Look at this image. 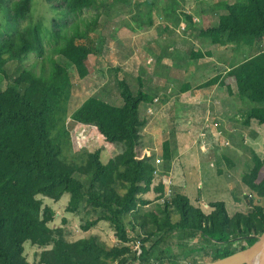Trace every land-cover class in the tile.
<instances>
[{
	"label": "trees",
	"instance_id": "16d2710c",
	"mask_svg": "<svg viewBox=\"0 0 264 264\" xmlns=\"http://www.w3.org/2000/svg\"><path fill=\"white\" fill-rule=\"evenodd\" d=\"M30 1L0 0V7H10L11 25L28 17ZM44 1L78 18L84 9L103 5L102 0ZM219 5L224 12L213 25L200 28L199 35L214 45L230 44L237 51L242 46L253 49L242 62L228 65L220 85L244 103L240 112L245 123L254 119L262 124L264 0H222ZM98 16H93L90 22L83 19V30L78 22L68 27L66 22L52 20V30L59 42L42 59V64L48 62V68L41 66L40 73L23 68L10 81L3 69L7 58L20 62L31 51L42 55L44 48L39 33L31 27L0 35V72L6 78L5 85L0 86V264H28L24 255L26 241L43 247L38 264H178L181 256L188 258V264H196L192 255L196 252L211 254L213 261L251 245L264 232V206L250 204L247 212H236L230 217L223 201L210 202L211 210L205 213L192 205L185 194L175 192L170 199L158 201L155 209L141 211V206L150 202L141 195L150 190L156 165L152 155H144L141 128L146 120L140 118L139 107L151 103L153 98L141 88L133 91L124 79L118 80L121 105L89 96L71 114L72 120L94 127L106 142L120 145L121 150L106 163L101 161L98 149L86 153L80 166L61 157L60 146L51 133L58 115L61 118V103L69 96L73 73L52 56L65 58L79 79L86 77L89 74L86 60L96 51L95 37L89 34L93 30L90 25L96 23ZM186 22L194 24L190 15ZM203 56L191 52V58ZM220 77L216 75L204 85L210 86ZM162 159L167 169L171 160L168 139L163 142ZM251 161V167L241 174V182L264 196V159L251 151ZM217 172L220 174L222 170ZM75 174L84 176V181ZM157 190L156 199L162 198L161 182ZM65 193L69 195L67 212L76 213L82 207L86 215H94L85 221L84 231L101 220L107 221L114 229L117 243L106 247L95 234L68 241L60 229L48 227L53 210L43 206L37 195L57 201ZM171 209L178 214L174 221ZM27 214L37 220L36 233ZM175 234L183 250L173 253L168 242ZM135 241L140 243L139 255L129 244ZM189 244L194 246L187 254Z\"/></svg>",
	"mask_w": 264,
	"mask_h": 264
},
{
	"label": "rangeland",
	"instance_id": "374dc122",
	"mask_svg": "<svg viewBox=\"0 0 264 264\" xmlns=\"http://www.w3.org/2000/svg\"><path fill=\"white\" fill-rule=\"evenodd\" d=\"M102 1L103 5L101 7L84 9L80 18H78L66 14L64 10L53 8L44 0H31L28 17L25 20L20 21L17 25H11L8 22L10 7H0V35L13 29L16 30L18 28L31 27L36 29L39 33L44 48V53L42 55L31 51L28 56L20 62L7 58L3 68L8 76L7 81L12 80L13 77L18 75L23 68L32 69L36 73H40L41 66L43 65L45 66V70L48 68V62L44 61L42 64V59L49 55L51 53V48L59 42L52 30V20L55 19L58 22H66L68 27L71 26L72 23L78 22L80 30H83L85 28V25H83V19L86 22H90L93 16L96 14L99 15L96 18V23L90 25L93 30L90 31L89 34L90 36L95 37L96 51L89 54L86 60V65L89 70V74L86 77L79 79L74 73L71 65L66 62L67 60L65 58L55 54L52 56V58L70 70L73 74L71 75L72 84L69 90V96L61 103V107L63 108L61 118L59 120L58 115L56 127L51 135L60 146L61 157L67 162L77 166L84 163L86 153L93 152L97 149L100 150L101 161L106 163L121 150V146L106 142L94 127L84 126L81 123L72 120V112L89 96L101 98L117 106L121 105L122 100L119 98L118 88L119 79L126 80L133 91H136L139 88H147L146 85L151 89V84L157 82L156 74L158 68L155 65L156 63H153L154 57H147L149 51L157 53L159 52L158 50H160V47L165 51L167 50L166 46L170 45L169 51H175V57H179L180 60L186 59L188 61L191 58V55L189 54L192 52L191 50L198 48V40L203 41V37H198L199 29L213 25L217 21L218 15L224 12L219 7V1L222 0ZM224 1L241 2L243 0H223V2ZM187 15L191 16V20H194L192 23L196 24V26H191L186 22ZM150 21H152V24L154 23V27L152 25L151 27L149 26ZM165 22L168 23V25H166L168 30H165V28L161 26ZM157 25H160L161 27H157ZM136 28L138 31H136ZM154 40L155 42H153ZM242 47L241 50L237 51L230 44L226 46H218L211 44L208 40V42L201 46L200 49L202 51L208 50L210 54H212L209 58L214 60L213 64L215 62L220 64L222 61V63H226L230 66L238 60H242L253 51L251 47ZM236 54L238 55L237 57ZM208 56L209 54L205 57ZM196 60L204 62L203 59ZM207 60L209 63L212 62L211 59L207 58ZM152 63L153 65H151ZM3 78L4 73L0 72V86L2 87L6 83V78ZM174 78L176 80L174 82V87L172 88L175 91L174 93H176L181 79L176 75ZM197 80H204V78H198ZM207 88L211 89L210 86ZM217 88L214 93L220 92ZM153 90H155L156 93L157 90L160 92L157 93V95H159V97L157 96L158 100L140 105V112L143 113L142 117L146 120L145 125L141 128L142 146L143 149L145 147L146 149H149L148 147L155 149H152L151 151L152 161L155 162V159L159 158L160 162L157 163V166L164 169L166 163L162 159L163 142L167 139L168 141L171 139V143L174 141L175 145L178 147V145L182 146L185 142H188V145H190L195 137H175L176 135L171 131L176 126L173 122L175 117L178 116L177 105L173 104L171 106L166 104L167 101H161L168 94H172L173 90L165 89V87L162 86H159V89ZM150 92H152V90ZM208 95L210 96V90L208 91ZM208 95L204 98L206 104L201 103L198 105L195 108V112L201 117V122L203 121V115H205L207 118L205 119L208 120L209 123L213 124L212 121L216 119L220 123L221 118L218 115H220L223 110L214 109L215 116L212 110L216 105L211 103L212 100H216L219 96L213 94L209 99ZM171 100H173V98H171ZM147 107H150V111H148ZM226 109L228 108H225V110ZM179 110L180 115L183 112L182 106ZM231 110L233 111L232 108ZM232 111L226 112H229L228 115H230L232 114ZM210 114L214 115V117H211L212 119L208 118ZM212 127H217V125H213ZM213 140L214 139H212V141ZM226 141L227 143H224ZM226 141L219 138L214 141V146L216 145L215 143L218 142V149H227L225 156H233L231 153L232 147H234V144L232 143L233 139L227 137ZM218 149L215 157V164L217 171L221 169L222 173L218 176L215 168L213 170L209 166H205L200 171L202 182L200 188L197 189L196 186H192L187 190V196L189 197L190 202L199 206L202 211L205 210L210 212V207L208 206V209L206 208V205L213 201H223L230 217L236 212L245 213L244 207L249 210L250 204L264 206L263 195L250 192L246 186L241 185V178L239 175L246 171V169L242 167L226 168V163H223L224 160H222L223 157H220L222 151ZM222 155H224V153ZM234 155L237 157L233 156L234 160L236 162L238 160L240 165L244 164L243 158L245 159V163L249 160V164L252 165L251 152L248 150L244 149V151L235 152ZM258 155H260V153H258ZM260 156H262V154ZM227 170L228 172L225 173ZM75 175L84 181V176L80 174ZM227 182L230 183V188H233L234 193L240 196L242 200L240 204L235 203L232 199L231 193L228 190ZM117 189L119 192H123V189L119 187H117ZM173 193L174 191L171 189V194L166 199H170ZM158 195L155 196V194H151L150 198H148L150 202L144 207H141V211L147 212L155 209V205L158 201H162L161 198L156 199ZM37 198L42 201L43 206L47 205L53 210V219L48 223V227L52 229H60L62 231V236L66 240L74 241L94 233V228H90L87 231L82 229L87 218H91L94 216L93 214L86 215L82 207L76 213H70L65 210L69 199L68 194H63L57 201L51 200L42 195H37ZM195 200H199L197 204ZM171 211H173L171 214L172 220H176L178 218L177 212L173 209H171ZM26 218L29 221L33 233H36L37 220L29 214L26 215ZM127 227L130 228L128 225ZM98 230V237H103V243L106 247H110L117 243V239L114 237V229L109 223L104 224V227H101V229ZM130 234L132 235L131 232ZM194 242L196 245V240H194ZM135 243L136 241L134 243L130 242L129 244L133 247ZM168 243H171L170 252L174 253L183 250L179 245L180 242H178L176 234ZM149 244L150 242L146 243L147 246ZM235 245L237 246L238 243ZM193 246L194 244H189V246H187V254L190 253L189 248ZM42 249L43 247H40L31 241H26L24 243V255L28 264H38L39 253ZM192 255L197 260V263L211 261V254H205L203 251L196 252ZM187 259L188 258L181 256L178 259V264H188ZM155 264L160 263L156 262Z\"/></svg>",
	"mask_w": 264,
	"mask_h": 264
},
{
	"label": "crops",
	"instance_id": "0c3cea01",
	"mask_svg": "<svg viewBox=\"0 0 264 264\" xmlns=\"http://www.w3.org/2000/svg\"><path fill=\"white\" fill-rule=\"evenodd\" d=\"M153 24L150 22L149 26L151 27L152 25L154 27L155 25ZM166 25H168V23L165 22L161 26H163L165 30H168V27H165ZM192 25L196 26V24H192ZM159 26L160 25H157V27ZM136 31H138L137 28ZM199 36L200 35L198 34V37ZM202 40L203 41L198 40L197 47L199 49L194 48V50L191 51L202 53L204 56L197 59H203L204 62L197 61L196 59H191V58L188 61L186 59L180 60L179 57H175L176 54L175 51L174 52L169 51L170 45H167L168 47L166 46L167 50L165 51H163V49L160 47L159 48L160 50L157 49L159 52L154 53L149 51L150 55L149 53L147 54L148 55L147 57H151V58L154 57L153 63L155 62L156 63L155 65L158 68L156 74L157 82L151 84V89L146 85L147 88H142V90L148 93L151 96V98L157 96L159 97V95H157L159 91L157 90L156 93L155 90L153 89H159V86H162L165 87V89L173 90L172 87H174L175 84L174 82L176 80L174 76L175 75L179 76L181 82L178 91L174 93L175 91L173 90L172 94L170 95L168 94L161 101H167L166 103L167 105H171V106L173 104L177 105L178 116L175 117L173 122L175 123L176 126L171 131L174 135H176L175 137L187 136L188 138L195 137V139L190 145H188V142H185L182 144V146L178 145V147L177 145H175L174 141L171 143V139H169L170 149H171V160L167 164V169H163L156 165L158 168V172L157 174L154 175L150 190L147 193L141 195L142 199L144 200H149L148 198H150L151 194H155V196L158 195L157 192L158 183L161 182L163 184V188H165V181L168 178H170L171 180L170 187L174 191V193L175 192L183 193L187 196L188 195L187 190L190 189L192 186L193 187L196 186V188L199 189L200 186L202 185L200 171L205 166H209L213 170L215 168L216 174H218L215 164L216 163L215 157L217 155V149H218L217 142L215 143L216 145L214 146V141L216 139L221 138L223 139V141H226L227 137L232 138L233 139L232 143L234 144V147H232L231 153L234 157H236L234 155L235 152H241L244 151V149H246L249 152L253 151L260 159H264V155H263L264 154V123L260 124L254 119H251L248 123L244 122L243 116L240 112V108H243L245 106L244 103H241L239 100H237L234 97L233 94H230L228 92L227 87L220 85V79H222L226 70H228L229 66L226 63H222V61L220 62V64L218 62L217 63L215 62L213 64L214 60L212 58H209L210 56H212V54H210L208 50L202 51L200 49L201 46L205 45L208 42V40L204 37ZM153 42H155V40ZM241 48L239 50H241ZM189 54L191 55V52ZM208 54L209 56L205 57ZM237 56L238 55L236 54V57ZM248 56L249 55L245 56V58H243L242 60H238L236 63H233V65H237L238 63L248 58ZM207 58L211 59L212 62L210 61L211 63H209ZM153 63L151 65H153ZM216 75H221V77L214 84L210 85L211 89H208L207 88L208 86H205L204 83H206L209 79L213 78ZM198 78H204V80H197ZM216 88L219 89L220 92L214 93ZM149 90L150 91L152 90V92H150ZM209 90H210V96L208 95ZM206 94L209 96V99L213 94L219 96L218 97L219 99L216 98V100L215 99L214 101L212 100L211 103L216 105V107H214L212 110L215 116H216L215 110H220V109L223 110V112L220 115H218L221 118L220 123L217 121V119L212 121L213 124L209 123L208 120H206L207 118L205 115H203V121L201 122V117L198 116L195 112V108L198 105H200L201 103L206 104V101H204L205 96H207ZM171 98H173V100H171ZM180 105L182 106L183 112L182 114L179 115L180 113L179 109L181 108ZM148 108L149 107H147V109ZM225 108L228 109L225 110ZM231 108L233 109V111L231 110ZM226 111H232V114L228 115L229 112ZM214 115L210 114L208 118L212 119L211 117H214ZM139 116L141 119H144V117H142L143 113L140 112V107H139ZM82 125L89 126L85 124ZM213 125L215 126L217 125V127H212ZM212 139L214 140L212 141ZM224 143H227V141ZM148 148L149 149H146L145 147L144 151L151 152L153 149L150 147ZM218 150H221L222 154L224 153V155L221 154L220 157L221 158L223 157L222 160H224L223 163H226L227 166L226 168L242 167L247 170L251 167V164H249V160H247L245 163V159L243 158L244 164L240 165L238 160L237 162L234 160L233 156L230 155L225 156L227 149H218ZM258 153H260V155L262 154V156L258 155ZM224 157L229 159V162H227ZM227 172L228 170L225 173ZM239 177L241 178V175H239ZM241 185L243 186L244 184L241 182ZM227 186L234 202L240 204L242 201L240 196L234 193L233 188L232 189L230 188V183H228ZM248 191L257 193L251 191L250 189H248ZM198 201L199 200H195L196 204ZM145 205L141 207H144ZM194 206L199 207L197 205ZM206 208L209 209L208 205H206ZM244 211L247 212L248 211L247 208L244 207ZM204 212L208 213V211L205 210ZM104 224H108L107 221L101 220L96 225L91 227L94 228L93 229L94 233L91 234H95L99 236L97 234V231L99 232L98 229L104 227ZM100 239L102 241L104 240L103 237L102 238L100 237Z\"/></svg>",
	"mask_w": 264,
	"mask_h": 264
},
{
	"label": "water",
	"instance_id": "95a60500",
	"mask_svg": "<svg viewBox=\"0 0 264 264\" xmlns=\"http://www.w3.org/2000/svg\"><path fill=\"white\" fill-rule=\"evenodd\" d=\"M258 254L261 256L262 264H264V232L258 235L251 245L241 250L220 259L197 264H252L253 257Z\"/></svg>",
	"mask_w": 264,
	"mask_h": 264
},
{
	"label": "built area",
	"instance_id": "2783aa9c",
	"mask_svg": "<svg viewBox=\"0 0 264 264\" xmlns=\"http://www.w3.org/2000/svg\"><path fill=\"white\" fill-rule=\"evenodd\" d=\"M157 100H158L157 97H154V98L152 99V101H157ZM148 111H150V107L148 108ZM144 155L147 156V157H150V156H151V152H149V151H144ZM159 162H160V159H159V158H156V159H155V165H157V163H159ZM157 172H158V168H157V166H156L155 169H154V171H153V174L155 175V174H157ZM170 184H171V180H170V178H168V179L165 181L164 194H163L161 200H165V199L171 194V187H170L171 185H170ZM132 249H133V251L136 252V255H139V254L141 253V248H140V243H139V241H137V242L135 243V245H133Z\"/></svg>",
	"mask_w": 264,
	"mask_h": 264
},
{
	"label": "bare ground",
	"instance_id": "6f19581e",
	"mask_svg": "<svg viewBox=\"0 0 264 264\" xmlns=\"http://www.w3.org/2000/svg\"><path fill=\"white\" fill-rule=\"evenodd\" d=\"M252 264H262L261 256L259 254L253 257Z\"/></svg>",
	"mask_w": 264,
	"mask_h": 264
}]
</instances>
